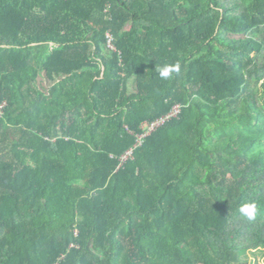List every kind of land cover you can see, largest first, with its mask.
Returning <instances> with one entry per match:
<instances>
[{"label": "trees", "instance_id": "trees-1", "mask_svg": "<svg viewBox=\"0 0 264 264\" xmlns=\"http://www.w3.org/2000/svg\"><path fill=\"white\" fill-rule=\"evenodd\" d=\"M258 250L264 0H0V264Z\"/></svg>", "mask_w": 264, "mask_h": 264}, {"label": "clouds", "instance_id": "clouds-1", "mask_svg": "<svg viewBox=\"0 0 264 264\" xmlns=\"http://www.w3.org/2000/svg\"><path fill=\"white\" fill-rule=\"evenodd\" d=\"M179 68L172 66H162L155 71H158V74L161 78L167 79L171 76L172 73L178 71ZM259 208L256 202L254 201H244L239 206V212L242 216L247 218L249 221L255 220L258 214Z\"/></svg>", "mask_w": 264, "mask_h": 264}, {"label": "rangeland", "instance_id": "rangeland-1", "mask_svg": "<svg viewBox=\"0 0 264 264\" xmlns=\"http://www.w3.org/2000/svg\"><path fill=\"white\" fill-rule=\"evenodd\" d=\"M249 264H264V250L250 252Z\"/></svg>", "mask_w": 264, "mask_h": 264}, {"label": "built area", "instance_id": "built-area-1", "mask_svg": "<svg viewBox=\"0 0 264 264\" xmlns=\"http://www.w3.org/2000/svg\"><path fill=\"white\" fill-rule=\"evenodd\" d=\"M164 122H165L164 119L161 120V121H158L157 123L152 124V125H151V128L153 129L155 126H159V125H161V124L164 123Z\"/></svg>", "mask_w": 264, "mask_h": 264}]
</instances>
